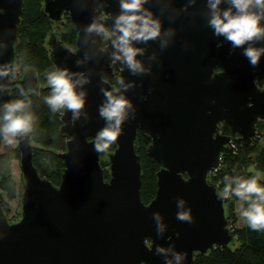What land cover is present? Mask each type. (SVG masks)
Masks as SVG:
<instances>
[{
	"label": "water",
	"instance_id": "1",
	"mask_svg": "<svg viewBox=\"0 0 264 264\" xmlns=\"http://www.w3.org/2000/svg\"><path fill=\"white\" fill-rule=\"evenodd\" d=\"M22 2L0 0V66L16 68ZM226 7L222 0L221 10ZM143 8L160 21L161 35L147 44L133 42L144 49L136 59L145 69L133 75L121 61L112 62L116 50L111 39L87 31L93 20L114 28L119 0H43L42 11L52 21L61 22L66 13L77 31L74 48L55 31L46 44L56 69L67 68L88 80L77 85L78 92L86 93L85 107L76 119L62 110L60 132L67 140L59 153L64 168L57 185L33 164L31 136L18 138L20 214L10 221L0 205V264H165L166 259L193 264L197 254L234 243L224 199L218 198V185L209 175L224 153L233 152L232 135L250 143L257 122L264 121V87L255 80V72L264 75V55L259 66L252 67L242 48L233 50L223 37L214 36L208 26V0H148ZM255 46H264V41ZM111 72L116 73V87L102 76ZM0 84L8 89L0 91V104L11 100L16 84L39 89L33 68L25 69L19 79L0 77ZM102 88H118L114 94L132 103L121 135L107 152V179L93 144L107 123L99 115L105 102ZM221 125L229 134L219 131ZM137 130L150 138L147 156L161 163L148 203L139 194ZM189 208L193 222L179 221L177 212ZM155 212L165 226L160 236ZM156 245L184 253V260L175 261L173 252L157 255Z\"/></svg>",
	"mask_w": 264,
	"mask_h": 264
},
{
	"label": "clouds",
	"instance_id": "2",
	"mask_svg": "<svg viewBox=\"0 0 264 264\" xmlns=\"http://www.w3.org/2000/svg\"><path fill=\"white\" fill-rule=\"evenodd\" d=\"M147 2L148 0H119L120 14L115 17L114 28L106 27L105 23H97L96 20H93L87 27L89 33L96 32L103 40L111 39V44L116 50L111 54L112 62L121 61L133 75L145 71L141 61L136 59L138 54H143L144 49L134 47L133 42L147 44L161 35L160 21L153 19V13L143 8ZM224 2L227 7L221 10L222 0H208L210 10L208 26L213 30L214 36L223 37L231 44L233 50L242 48V55L249 64L252 67H258L261 56L264 55V46L255 45L257 42L264 41V24H262L264 0H224ZM113 36L115 39H112ZM245 45L248 46L245 47ZM221 46L217 44V47ZM79 63L80 61H77V64ZM14 75L13 66L8 64L0 66V77H8L11 81ZM76 75H80L81 78L74 80L73 76ZM46 78L51 94L44 97V102L50 110L53 113L68 110L73 114V119L78 118L85 107L86 93L78 92L77 85L87 83L88 80L83 78V74H70L67 68H57L47 73ZM119 84H123L122 78L119 79ZM0 91L7 93L8 89L0 84ZM32 91V89L21 88L20 94L24 99L9 100L0 104V109H2L0 137H3L9 145L16 143L18 138L29 137L34 132L36 117L31 111ZM114 92H119V89L111 91L101 89L105 102L99 107V115L107 123L94 138V150L98 153L106 151L118 140L122 133L121 125L127 116L126 110L132 107L131 101L125 95L114 94ZM259 181V172H255L248 178L225 176L223 191L218 194L219 199H229L235 196L242 202L241 215L253 231H264V185H261ZM184 203L182 199L179 201L181 209ZM176 218L182 222H193L191 209L177 212ZM153 219L156 223L157 234L160 236L165 229L161 222V214L153 213ZM176 235L180 234L176 233ZM152 248L149 250L151 251ZM155 251L157 255L173 252L177 262L183 261L185 256L182 252H174L173 248L166 249L160 245H156ZM141 264L144 262L142 261ZM165 264H172V260L166 259Z\"/></svg>",
	"mask_w": 264,
	"mask_h": 264
},
{
	"label": "trees",
	"instance_id": "3",
	"mask_svg": "<svg viewBox=\"0 0 264 264\" xmlns=\"http://www.w3.org/2000/svg\"><path fill=\"white\" fill-rule=\"evenodd\" d=\"M42 7L43 0H23L22 2L15 48L14 78L19 79L27 68L35 70L39 89L32 91L30 95L31 111L36 117L34 132L30 134L33 147L32 162L41 176L57 185L61 180V173L64 168L63 159L59 153L65 149L67 137L60 132L62 110L53 113L44 102V97L51 94V89L47 85V73L56 70L50 59L46 41L49 33L55 31L65 45L74 48L77 31L68 14H63L61 22H55L42 11ZM105 26L108 27L106 23ZM102 76L116 87V73L111 72ZM255 80L260 87H264V75L262 73L255 72ZM20 89L17 84L12 87L10 91L11 100L24 99L20 94ZM219 131L228 133V127L221 125ZM1 140L2 137H0V146ZM149 142L150 138L137 130L135 151L139 155L141 164L139 194L144 203H148L155 194V173L161 166V163L147 156L146 147ZM232 144L233 152L222 155L218 169L209 175V180L217 183L218 190L222 192L225 176L248 178L255 172H259V182L263 185L264 121L257 122L256 137L250 143H244L233 138ZM112 149L113 146L111 145L106 151L100 152V163L106 179L109 177L107 152ZM14 158L19 159L17 146L0 150V205L10 221L18 219L20 208L16 214L10 216L11 205L9 201L20 195L22 189L20 184L23 185L22 177L18 184L11 175L10 163ZM237 204L242 209V202L235 196L224 199L227 225L237 244L233 247L230 245L228 248L217 246L206 254H197L193 264H264V231H253L248 227L244 218L243 224L237 226ZM243 206L246 207V205Z\"/></svg>",
	"mask_w": 264,
	"mask_h": 264
},
{
	"label": "rangeland",
	"instance_id": "4",
	"mask_svg": "<svg viewBox=\"0 0 264 264\" xmlns=\"http://www.w3.org/2000/svg\"><path fill=\"white\" fill-rule=\"evenodd\" d=\"M259 134L257 133V136ZM256 137V136H255ZM261 137V136H260ZM259 137V138H260ZM1 146H0V150L3 151L5 148H12V147H15L17 145V143H14L12 145H9L5 142V140L3 139L2 137V140H1ZM10 168H11V175L12 177L18 182L19 184V181L22 177V173H21V168H20V163H19V159H12L11 160V163H10ZM22 187V184H20V188ZM10 205H11V212H10V216H13L14 214H16V212L18 211V208H19V204H20V195H18L16 198H14L13 200H10L9 201ZM236 214H237V221H236V225L237 226H240L243 224V217L241 215V209H240V205L237 204V207H236ZM237 244L235 238H234V243L230 244L231 247L235 246Z\"/></svg>",
	"mask_w": 264,
	"mask_h": 264
},
{
	"label": "flooded vegetation",
	"instance_id": "5",
	"mask_svg": "<svg viewBox=\"0 0 264 264\" xmlns=\"http://www.w3.org/2000/svg\"><path fill=\"white\" fill-rule=\"evenodd\" d=\"M221 133H222V132H221ZM224 134H229V129H228V133H224ZM233 138H236V139H237V136L232 135V136H231V141H232Z\"/></svg>",
	"mask_w": 264,
	"mask_h": 264
}]
</instances>
